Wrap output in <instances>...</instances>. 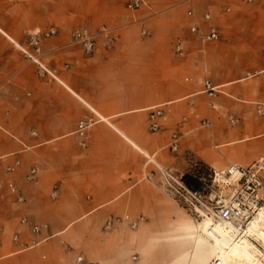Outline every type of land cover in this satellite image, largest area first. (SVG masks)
Listing matches in <instances>:
<instances>
[{
	"label": "crops",
	"instance_id": "0c3cea01",
	"mask_svg": "<svg viewBox=\"0 0 264 264\" xmlns=\"http://www.w3.org/2000/svg\"><path fill=\"white\" fill-rule=\"evenodd\" d=\"M188 8L184 0H146L137 11L121 0H0V264H76L80 256L83 264H209L218 255L201 222L158 184L163 170L183 174L194 162L222 172L264 160L256 113L264 0H197L195 19ZM194 21L216 27L220 39L202 42ZM102 27L116 37L111 47L98 35L86 54L73 40ZM50 28L57 34L42 43L45 73L20 45ZM155 107L166 113L157 132ZM80 121L90 123L85 136ZM174 132L178 151L169 147ZM125 215L140 220L137 229Z\"/></svg>",
	"mask_w": 264,
	"mask_h": 264
},
{
	"label": "built area",
	"instance_id": "2783aa9c",
	"mask_svg": "<svg viewBox=\"0 0 264 264\" xmlns=\"http://www.w3.org/2000/svg\"><path fill=\"white\" fill-rule=\"evenodd\" d=\"M124 2L127 9L137 11L146 5V0H121ZM197 0H184L189 5L187 15L195 19L197 17L194 5ZM243 4L251 5L256 0H240ZM231 9L228 8L227 11ZM206 22L211 21L212 16L205 13L202 16ZM191 33L198 35L202 42L215 41L220 39L219 30L212 26L208 30H204L201 24L194 21L190 27ZM144 34L147 32L144 31ZM57 34L55 28H50L46 31H36L28 34L26 45H20L24 55L31 61L37 63L43 72L47 69L42 64L43 48L42 43L45 39ZM103 37V45L111 47L116 42V37L113 32L102 27L98 33L94 34L89 29H80L73 33L75 43L82 46L86 54H92L97 48V37ZM176 52L180 55L184 54L183 43L179 42L176 45ZM264 77V71L257 73ZM206 92L210 96H215L218 91L206 82ZM256 113L264 116V103H258ZM166 118V113L161 107H155L151 110L150 115V130L157 132L161 130L162 124L160 120ZM234 122L235 119H232ZM90 126L89 122L80 121L78 125V133L85 136L86 129ZM182 135L179 132H174L169 147L172 151H178ZM19 160L16 161L18 165ZM8 171H13L14 167H8ZM214 172V171H213ZM36 173V170L31 171V176ZM30 176V178H31ZM219 178V179H218ZM222 178V179H221ZM221 182L222 189H213V184ZM161 191L174 201L182 204L187 209L189 214L196 220L202 221L205 218L212 220L213 224H224L231 228L238 236H244L249 230L253 218L264 209V160L256 161L254 164L243 167L237 164H231L222 172H214L212 184L205 183L202 179H198L193 175L175 173L171 170L162 171V180L158 184ZM230 189V190H229ZM58 188L55 187L52 196H56ZM22 200V198H20ZM124 220L128 221L132 229H137L139 219L133 220L130 215H125ZM23 223H28L27 218L22 219ZM109 221L107 226H111ZM32 231L35 233L41 230V226L31 224ZM14 241H19L17 235L14 236ZM82 256L77 258L76 264H83ZM209 264H223L219 257H214Z\"/></svg>",
	"mask_w": 264,
	"mask_h": 264
},
{
	"label": "bare ground",
	"instance_id": "6f19581e",
	"mask_svg": "<svg viewBox=\"0 0 264 264\" xmlns=\"http://www.w3.org/2000/svg\"><path fill=\"white\" fill-rule=\"evenodd\" d=\"M201 227L203 235L217 251L216 257H219L223 264H243L244 260L256 258L257 252L264 257L263 251L254 242L264 246V209L253 218L247 234L241 237L224 224H213L209 218L201 221Z\"/></svg>",
	"mask_w": 264,
	"mask_h": 264
},
{
	"label": "rangeland",
	"instance_id": "374dc122",
	"mask_svg": "<svg viewBox=\"0 0 264 264\" xmlns=\"http://www.w3.org/2000/svg\"><path fill=\"white\" fill-rule=\"evenodd\" d=\"M182 174V173H180ZM184 174H188V175H193L195 177H197L198 179H202V181H205V183L208 184H212L213 181V177H214V172L213 170H211L210 168L201 165L197 162H194V164L190 167V169L188 171H186ZM219 179V178H218ZM222 179V178H221ZM224 184H222L221 182H216L215 185L213 184V189L215 190H219L222 189ZM159 186V185H158ZM161 189V188H160ZM230 190V189H229ZM262 196H264V193H262ZM178 210L180 211V213H182L184 216L194 219L189 212L187 211V209L185 207H183L182 204L178 203ZM176 218V215H175ZM195 220V219H194ZM201 222V221H200ZM135 230V229H134ZM201 233H202V227H201ZM203 234V233H202ZM256 242L255 244L263 251L264 253V246H262L261 243ZM256 258L251 259V260H244L243 264H264V257H262L260 254H258V252L255 254Z\"/></svg>",
	"mask_w": 264,
	"mask_h": 264
}]
</instances>
